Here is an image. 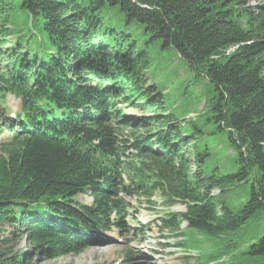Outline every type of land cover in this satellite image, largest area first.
Listing matches in <instances>:
<instances>
[{
	"label": "trees",
	"instance_id": "trees-1",
	"mask_svg": "<svg viewBox=\"0 0 264 264\" xmlns=\"http://www.w3.org/2000/svg\"><path fill=\"white\" fill-rule=\"evenodd\" d=\"M169 51L212 87L208 120L237 149L235 173L204 175L208 153H197L153 83L152 64ZM7 92L25 118L2 119L13 135L0 146V264L81 252L124 212L122 171L138 186L127 194L185 206L163 220L173 233L184 223L236 235L264 213V2L0 0L1 100ZM241 184H251L249 198L234 211L224 196ZM5 225L33 251H16ZM248 253L264 264V235Z\"/></svg>",
	"mask_w": 264,
	"mask_h": 264
},
{
	"label": "rangeland",
	"instance_id": "rangeland-1",
	"mask_svg": "<svg viewBox=\"0 0 264 264\" xmlns=\"http://www.w3.org/2000/svg\"><path fill=\"white\" fill-rule=\"evenodd\" d=\"M264 0H249L251 5ZM7 64V63H5ZM8 65V64H7ZM6 65V66H7ZM150 77L159 89H164L170 96V106L174 113L185 119L183 131L186 135L195 134L197 153H208L204 161L199 162L208 178L211 175L235 173L238 170L237 149L232 146L226 131L218 130L209 119V110L213 89L202 78H197L188 66L179 58L176 52L165 53L161 61L152 64ZM149 83V82H148ZM168 96V97H169ZM6 109L0 105V146L11 141L12 132L3 124L1 112L6 116L12 110H19L20 101L12 95L6 96ZM128 114H138V111L124 108ZM196 121L199 129L196 132L191 121ZM192 151L190 150V154ZM192 155V154H191ZM191 159V171H197V165ZM210 180H207L209 183ZM251 184H241L224 196L226 204L234 211H238L249 198ZM218 195L219 191L214 190ZM129 202V217L121 228L114 227L107 235L122 238L123 242L115 243L104 237V230L93 234V240L79 253H73L58 258H35L36 264H260L259 256L248 253L249 247L264 235V213H257L236 235L230 234L220 237H210L202 231L181 225L177 233L162 231L158 228L156 220L165 216L168 212L182 213L186 208L182 203L172 207L163 203V199L157 194L148 203L143 197L126 196ZM81 202L91 205L93 200L87 196H80ZM148 207L156 209L155 213L147 211L144 217L148 224L144 225L142 232L136 229L139 226L137 216L143 214ZM135 209V210H133ZM159 216V217H158ZM142 218V219H144ZM160 222V221H159ZM2 237L10 238L16 251L31 253L33 251L31 241L24 233L16 232L10 225L3 227ZM167 234V235H165ZM15 235V236H14ZM105 239H104V238ZM125 251L134 253V258L127 261L122 255ZM146 251V253H144ZM150 261L145 262L146 257Z\"/></svg>",
	"mask_w": 264,
	"mask_h": 264
}]
</instances>
